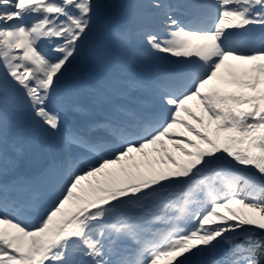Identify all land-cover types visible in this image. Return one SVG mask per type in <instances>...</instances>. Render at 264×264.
<instances>
[{"label": "snow or ice", "instance_id": "1", "mask_svg": "<svg viewBox=\"0 0 264 264\" xmlns=\"http://www.w3.org/2000/svg\"><path fill=\"white\" fill-rule=\"evenodd\" d=\"M112 7L0 0V264H264V0Z\"/></svg>", "mask_w": 264, "mask_h": 264}, {"label": "rangeland", "instance_id": "2", "mask_svg": "<svg viewBox=\"0 0 264 264\" xmlns=\"http://www.w3.org/2000/svg\"><path fill=\"white\" fill-rule=\"evenodd\" d=\"M106 20L107 19L105 17V22H106ZM99 31H105L104 30V26ZM110 33H111V31H107L106 32V35H109ZM96 40H99V41L102 40V36L99 33H97L93 37V41H96ZM105 46L108 48V50L110 51V53L112 54V56L115 57V56H119L120 55V51H118L117 49H114V45L109 40H106ZM137 67H138V64L136 66H134V74H135V71H136V68ZM98 71L99 70L95 66H93L91 64L84 65L79 70L76 79L77 78H81V80L85 79L86 85H90L91 83H93L95 76L98 74ZM83 76H84V78H82ZM68 80H71V79H68ZM65 82H68L67 79L65 80ZM74 82L75 81L73 79L70 81V83H72V84H74ZM228 90H232V89H228ZM83 97H84V101L86 102V100H87L88 97L86 95H84ZM86 104L89 105V100H87ZM190 106H192L194 110H197L194 103H192Z\"/></svg>", "mask_w": 264, "mask_h": 264}, {"label": "bare ground", "instance_id": "3", "mask_svg": "<svg viewBox=\"0 0 264 264\" xmlns=\"http://www.w3.org/2000/svg\"><path fill=\"white\" fill-rule=\"evenodd\" d=\"M28 170V167L25 166L24 168H22V171H27Z\"/></svg>", "mask_w": 264, "mask_h": 264}]
</instances>
